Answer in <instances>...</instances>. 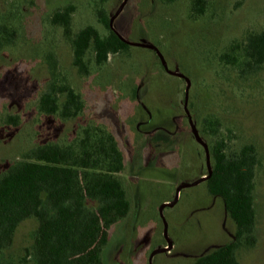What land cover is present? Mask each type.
Masks as SVG:
<instances>
[{
    "label": "rangeland",
    "instance_id": "1",
    "mask_svg": "<svg viewBox=\"0 0 264 264\" xmlns=\"http://www.w3.org/2000/svg\"><path fill=\"white\" fill-rule=\"evenodd\" d=\"M123 1L0 0V173L37 146L77 142L86 128L109 130L126 161L119 175L137 186L142 207L111 226L103 263L191 264L230 241L235 230L223 201L208 195L204 181L181 187L208 172L206 150L187 113L208 151L212 138L203 132V119L216 117L231 148L252 143L258 151L257 241L240 250L238 260L264 264V64L240 76L219 60L231 42L264 29V0H207L197 19L189 18L191 0H125L117 13ZM68 6L73 32L93 26L105 35L99 13L109 20L116 14L112 27L130 42L128 51L109 54L100 66L89 51L88 73H81L62 26L51 22ZM139 44L155 46L168 69L189 82L167 72L157 50ZM61 81L82 97L76 117L39 110L41 94ZM36 228L35 218L24 219L2 257L34 264L25 250ZM168 241L173 248L151 257Z\"/></svg>",
    "mask_w": 264,
    "mask_h": 264
},
{
    "label": "trees",
    "instance_id": "2",
    "mask_svg": "<svg viewBox=\"0 0 264 264\" xmlns=\"http://www.w3.org/2000/svg\"><path fill=\"white\" fill-rule=\"evenodd\" d=\"M173 3L176 0H160ZM207 0H191L189 18L197 19L206 10ZM72 6L57 10L53 24L62 26L73 51V64L88 73L86 55L93 54L97 66L109 54L125 53L130 45L111 29L109 18L99 13L107 33L85 26L71 30ZM219 60L240 76L255 73L264 64V29L234 40ZM39 110L63 119L76 117L84 108L81 95L61 81L51 83L41 94ZM77 142L45 144L26 151L0 173V264H22L2 257L14 239L18 225L27 218L37 220L31 248L34 264H104L103 248L109 230L130 210L124 180V154L111 131L100 127L81 130ZM203 132L211 136V174L205 180L209 194L220 197L235 225L230 241L199 255L192 264H239L238 252L256 244L254 188L260 165L257 148L245 143L237 149L220 135L216 117L203 119Z\"/></svg>",
    "mask_w": 264,
    "mask_h": 264
},
{
    "label": "water",
    "instance_id": "3",
    "mask_svg": "<svg viewBox=\"0 0 264 264\" xmlns=\"http://www.w3.org/2000/svg\"><path fill=\"white\" fill-rule=\"evenodd\" d=\"M124 3H125V0L123 1V3H122V5L120 6V8L118 9V11H117V13L120 11V9L123 7V5H124ZM116 15V14H115ZM114 15V16H115ZM114 16L112 17V18H110V20H109V25H110V27H111V29L120 37V39H122L123 41H125L126 43H130V42H128L125 38H123L113 27H112V22H113V19H114ZM139 45H142V46H144V47H148V48H153V49H155V50H157L156 49V47L155 46H153V45H150V44H139ZM157 53H158V50H157ZM159 54V56L161 57V60H162V63H163V67H164V69L167 71V72H170V73H174V74H177L178 76H180V77H182V78H185L186 80H187V82H189V79L188 78H186L184 75H182V74H180V73H177V72H171L169 69H168V67H167V65H166V63H165V61L163 60V57H162V55L160 54V53H158ZM188 88V87H187ZM187 88H186V92H185V110H186V105H187ZM187 115H188V117H189V122H190V125H191V128H192V132H193V134L195 135V137L197 138V140L204 146V148H205V150H206V158H207V168H208V172H207V174L205 175V176H203V177H201V178H199V179H197V180H195V181H193V182H191V183H189V184H184L183 186H181V187H184V186H189V185H194V184H196V183H199L200 181H204V180H206L207 178H208V176L211 174V167H210V156H209V151L207 150V146L204 144V142H203V140L201 139V137L199 136V134H198V132H197V130H196V128H195V126H194V124H193V122H192V119H191V117H190V115L187 113ZM181 187H179L178 188V190L181 188ZM168 243H171V242H169L168 241ZM162 251H164V248H159V249H156L154 252H152V254H151V257H152V255L154 254V253H156V252H162Z\"/></svg>",
    "mask_w": 264,
    "mask_h": 264
},
{
    "label": "crops",
    "instance_id": "4",
    "mask_svg": "<svg viewBox=\"0 0 264 264\" xmlns=\"http://www.w3.org/2000/svg\"><path fill=\"white\" fill-rule=\"evenodd\" d=\"M125 160V159H124ZM124 165L126 166V161H124ZM125 166H124V169H125ZM207 174V173H206ZM205 173H200L199 174V178H201V177H203V176H205L206 175ZM200 182H203V181H200ZM124 183H125V188H126V192H127V197H128V199H129V201H130V210H129V213L132 211V209L135 207V209H134V213H137V212H139V209H140V207H142L141 206V197L140 196H138V189H137V186H134L133 185V182H128V180L127 179H124ZM204 183H205V180H204ZM198 183H196V184H194V185H190V186H196ZM207 190V189H206ZM207 193H209L208 191H207ZM208 195H210V197H217V196H213V195H211V194H208ZM171 200L170 199H165V200H163V202H169V203H171L170 202ZM128 213V214H129ZM128 216V215H127ZM126 216V217H127ZM125 217V218H126ZM157 249H159V248H157ZM156 250V249H155ZM154 250V251H155ZM153 251V252H154ZM157 253H159V252H156V253H154L152 256H154V255H156ZM194 261V260H193ZM192 261V262H193ZM192 264V263H191Z\"/></svg>",
    "mask_w": 264,
    "mask_h": 264
},
{
    "label": "built area",
    "instance_id": "5",
    "mask_svg": "<svg viewBox=\"0 0 264 264\" xmlns=\"http://www.w3.org/2000/svg\"><path fill=\"white\" fill-rule=\"evenodd\" d=\"M164 246H165V247H164V251H167V250L173 248V244H172V243H167V244L164 245ZM166 249H167V250H166Z\"/></svg>",
    "mask_w": 264,
    "mask_h": 264
}]
</instances>
